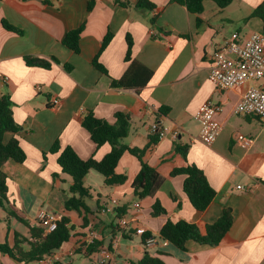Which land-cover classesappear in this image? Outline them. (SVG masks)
<instances>
[{"label": "crops", "instance_id": "0c3cea01", "mask_svg": "<svg viewBox=\"0 0 264 264\" xmlns=\"http://www.w3.org/2000/svg\"><path fill=\"white\" fill-rule=\"evenodd\" d=\"M89 1L0 0V96L4 91L11 95L14 119L21 126L17 138L26 153L23 163L9 160L3 166L9 177L6 207L33 226L41 209L67 216L69 227L73 226L70 240L57 250L60 261L44 258L28 264H99L98 251L88 255L90 231L108 249L109 264H131L147 253L165 264H264V122L235 113L249 88L264 89V79L223 90L208 77L214 51L233 34L244 39L264 30V20L252 15L264 0H234L224 9L205 1L200 23L185 6L171 0H148L153 9L138 7L140 0H129L130 8L114 0H94L88 10ZM3 21L22 33L8 31ZM83 24L80 52L76 53L62 40ZM109 32L112 40L100 53ZM128 36L133 41L132 61L152 71L139 88L112 86V80L121 79L131 64L125 61ZM96 56L107 73L94 66ZM25 57L45 59L51 66H28ZM54 99L59 100L55 107ZM210 99L222 106L217 115L222 128L207 145L200 139L201 126L195 115ZM90 112L111 123L118 112L128 114L131 126L123 143L130 148L144 149L150 144L154 122L178 127L181 134L176 140L171 135L159 139L144 153L143 161L162 177L155 197L134 195L132 183L141 163L129 151L116 167V173L127 178L123 184L109 186L102 175L90 171L84 178L91 193L86 199L90 213L83 226L84 214L64 207L74 195L72 179L62 173L59 154L49 150L59 142L61 150L70 146L83 160L103 159L110 145L97 148L81 124ZM237 133L253 138V145L242 147L235 140ZM11 137L7 133L5 141ZM178 145L187 147L186 157L176 151ZM187 165L202 169L216 190L204 211L196 210L184 193L185 175H172L175 168ZM157 199L166 214L152 215ZM106 205H114L115 212L102 214ZM225 207L232 209L233 224L218 246L190 240L182 251L165 245L159 236L169 219L205 226L214 223ZM124 216L135 219L127 229L119 224ZM19 223L0 207V243L13 246L15 232L28 236L27 227L23 224L21 229ZM137 228L145 233L137 234ZM146 233L155 238L154 245L145 244ZM0 264L24 263L0 252Z\"/></svg>", "mask_w": 264, "mask_h": 264}, {"label": "trees", "instance_id": "16d2710c", "mask_svg": "<svg viewBox=\"0 0 264 264\" xmlns=\"http://www.w3.org/2000/svg\"><path fill=\"white\" fill-rule=\"evenodd\" d=\"M205 1H213L220 9L228 7L234 0H171L187 8L189 12L197 16V22H201V14L204 12ZM114 2L122 7L130 8L129 0H114ZM94 6V0H90L88 10ZM138 7L143 6L153 9L155 6L148 0H140ZM253 16L260 17L264 20V3L260 4L252 13ZM3 26L8 31L21 34L22 31L3 21ZM84 24L80 27L67 32L62 43L74 52H80V37L84 30ZM113 34L108 33L102 42L100 53L108 46L112 40ZM127 52L125 61L130 62V66L125 75L121 79H113L112 86L122 88H139L145 85L152 71L138 62L132 61L133 41L131 37H127ZM54 61H59L53 58ZM28 66L49 68L51 64L42 58L25 57ZM94 66L100 71L107 73V70L98 62V56L93 61ZM14 103L11 95L4 91L0 96V207L4 208L10 216L15 217L20 223L24 224L29 234L23 236L17 232L14 234V245L10 246L7 242L0 243V252L7 254L19 263H32L42 261L46 256L52 255L59 250L71 238L73 226L69 227L70 219L62 216L57 222L56 229L47 232L46 227L42 223L31 225L27 220L18 216L14 211H9L6 205L8 200V179L9 177L3 171L4 164L9 160L23 163L26 159V153L22 147L21 141L17 138L21 126L14 119ZM82 127L89 133L90 138L99 148L104 144H109L111 149L101 160L91 157L87 160L81 159L75 150L67 146L63 150L59 142H55L49 150V153H58L57 163L62 173H65L72 179L70 192L74 195L64 202L66 210H75L83 215V226L88 224L85 217L90 213V208L86 203L87 198H91L90 189L85 187L84 178L90 171H96L104 177V181L109 186L123 184L126 181L125 175L116 173V167L122 155L129 151L136 156L141 168L132 183L134 195L139 198L155 197L161 184L162 177L156 168L148 165L143 161L144 153L151 145L159 141L158 136L153 135L150 138V144L144 149L130 148L123 143L128 136L131 126V117L128 114L118 112L115 115V122L111 123L105 119L97 118L93 113H88L82 119ZM7 133L13 134L9 141H5ZM176 151L182 153L184 157L187 155V147L178 145ZM46 153H43L45 158ZM185 175L183 190L189 198L193 207L198 211H204L216 197V190L209 184L204 171L195 165H187L175 168L172 175ZM152 215L157 216L166 214V210L161 205L159 199L153 204ZM116 211L119 212V209ZM233 224L232 209L225 207L222 215L211 224L200 226L185 220L172 221L168 220L160 230V238L168 241L170 245L185 251L186 244L192 240L205 246H218L231 229ZM152 237L150 233L144 235V242ZM104 246L103 242L95 241L89 245L88 255H91ZM57 264H71V262H59ZM131 264H165L160 257L152 256L149 253L136 262Z\"/></svg>", "mask_w": 264, "mask_h": 264}, {"label": "built area", "instance_id": "2783aa9c", "mask_svg": "<svg viewBox=\"0 0 264 264\" xmlns=\"http://www.w3.org/2000/svg\"><path fill=\"white\" fill-rule=\"evenodd\" d=\"M209 80L219 89H230L235 86H241L251 80L264 79V30L253 32L247 38L242 39L239 34L235 33L225 42V44L214 51L212 55V64L209 72ZM53 107L59 104L58 99H54ZM222 111V106L213 100H207L199 108L195 115L196 120L200 123V139L204 144H212L220 134L222 124L217 115ZM235 113L239 115H252L258 117L264 122V89L260 87L249 88L242 96L241 100L235 106ZM151 132L158 136L159 139L171 135L176 140L181 130L178 127H171L163 124L161 121L154 122L151 125ZM235 140L244 148H250L254 139L241 133L235 135ZM140 204L136 203L135 207L139 208ZM102 214L115 212L114 205H106L101 209ZM61 215L55 212H48L44 209L38 211L36 220L46 227L47 232L56 229L57 222ZM135 219L128 216L121 217L119 224L123 229H127ZM137 234H144L142 228L136 229ZM97 239L95 231H90L87 236L89 244H94ZM168 245V241H163ZM147 246L155 244V238L150 237L145 241ZM99 252V264H109V251L106 247H101ZM71 253V252H70ZM61 254L54 252L46 256L50 262L60 261Z\"/></svg>", "mask_w": 264, "mask_h": 264}, {"label": "rangeland", "instance_id": "374dc122", "mask_svg": "<svg viewBox=\"0 0 264 264\" xmlns=\"http://www.w3.org/2000/svg\"><path fill=\"white\" fill-rule=\"evenodd\" d=\"M18 226L23 229L24 225L22 223H19Z\"/></svg>", "mask_w": 264, "mask_h": 264}]
</instances>
